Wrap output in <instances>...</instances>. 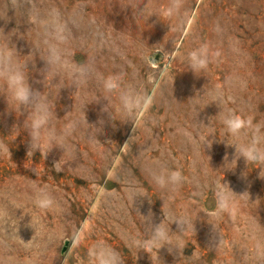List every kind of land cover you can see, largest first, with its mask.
Wrapping results in <instances>:
<instances>
[{"label":"rangeland","instance_id":"obj_1","mask_svg":"<svg viewBox=\"0 0 264 264\" xmlns=\"http://www.w3.org/2000/svg\"><path fill=\"white\" fill-rule=\"evenodd\" d=\"M168 5L0 0V48L26 65L65 149L44 143L28 153L32 109L0 80V144L10 151L0 150V264H91L97 242L124 264H264L255 247L264 244V164L236 159L228 144L237 141L218 115L233 111L264 132V0H182L171 17ZM52 11L67 25L63 58L87 70L78 85L42 59ZM201 45L209 63L194 73L188 53ZM109 75L153 97L135 131L118 93L103 89ZM161 168L180 170L182 183L159 188L153 174ZM224 183L234 192L230 209L213 215ZM39 188L54 198L52 208L34 204ZM149 210L152 224L170 228V243L150 253L138 246L148 237ZM180 218L188 221L183 232L173 222Z\"/></svg>","mask_w":264,"mask_h":264},{"label":"clouds","instance_id":"obj_2","mask_svg":"<svg viewBox=\"0 0 264 264\" xmlns=\"http://www.w3.org/2000/svg\"><path fill=\"white\" fill-rule=\"evenodd\" d=\"M181 6L182 0H169V5L164 13L165 16L171 17L176 15ZM43 23L45 29L44 43L47 46V55L42 59L46 63V70L53 67L65 69L70 76L74 77L75 85L82 83L87 76V70L83 67L75 68L70 65L63 58L62 49L59 46L67 39V25L60 19L57 11L49 13L48 19ZM188 63L189 69L194 73L205 70L209 63V50L207 45H201L191 50L188 53ZM25 67L26 65L22 67L14 59L13 51L10 48H0V80L4 82L7 92L11 94L12 98L19 105L30 106L32 109L29 114L30 122L28 132L30 146L28 153L33 154L36 150L41 152V146L44 143L52 145V147L54 145L60 146L64 149V145L61 143L63 136L58 135L55 128L51 125L53 113L47 103V98L42 92L31 88L28 82V72L24 70ZM121 79L119 75H109L103 78L102 86L106 93H118L119 109L127 117V120L133 123V130L135 131L142 118L149 112L153 97L142 94L131 86L122 87ZM105 99L108 100L107 97ZM109 108L110 101L109 105L103 108L102 111L109 112ZM218 115L221 116V123L227 133L237 141L232 144L227 143L235 147L236 159L243 157L247 164H264V132L261 131L262 126L253 124L251 118H244L233 111L224 112L221 109ZM67 134L68 130L66 129L64 135ZM0 150L10 153L9 149L3 144H0ZM54 167L57 172L63 170L61 167H58V162ZM262 172H264V169H260V177L264 178L261 176ZM183 179L184 177L180 170L161 168L153 174L155 184L161 189L169 187L175 189L182 183ZM233 194L234 192L230 187L224 183L218 193L217 212L213 215L218 216L220 213L230 209ZM137 197L139 196H133V202ZM54 203V198L45 188H39L37 190L34 197V204L38 208L47 210L52 208ZM152 216L153 213L151 210H149L147 216H142L147 226L148 237L142 244L138 245L148 253L153 248L159 250L164 245L170 243V228L165 226L163 222L155 225L152 224ZM173 222L178 224L179 231L181 232L185 230V226L188 224V221L183 218L176 219ZM192 227L194 228V225ZM78 241L79 234L76 235L74 243ZM255 247L257 254L264 256V244L258 241ZM88 257L91 264H124L120 253L104 242H97L91 246L88 249Z\"/></svg>","mask_w":264,"mask_h":264}]
</instances>
